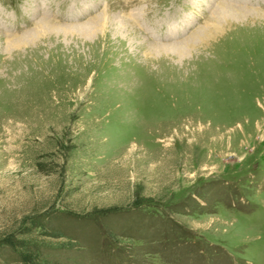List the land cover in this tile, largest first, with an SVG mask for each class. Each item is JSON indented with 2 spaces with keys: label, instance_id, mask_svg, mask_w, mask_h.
<instances>
[{
  "label": "rangeland",
  "instance_id": "rangeland-1",
  "mask_svg": "<svg viewBox=\"0 0 264 264\" xmlns=\"http://www.w3.org/2000/svg\"><path fill=\"white\" fill-rule=\"evenodd\" d=\"M0 264H264V0H0Z\"/></svg>",
  "mask_w": 264,
  "mask_h": 264
}]
</instances>
